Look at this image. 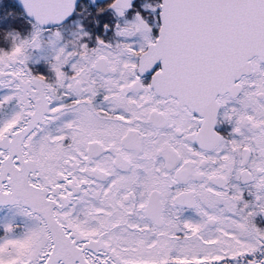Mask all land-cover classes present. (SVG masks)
Returning a JSON list of instances; mask_svg holds the SVG:
<instances>
[{"label":"snow or ice","instance_id":"obj_1","mask_svg":"<svg viewBox=\"0 0 264 264\" xmlns=\"http://www.w3.org/2000/svg\"><path fill=\"white\" fill-rule=\"evenodd\" d=\"M0 264H264V0H0Z\"/></svg>","mask_w":264,"mask_h":264}]
</instances>
